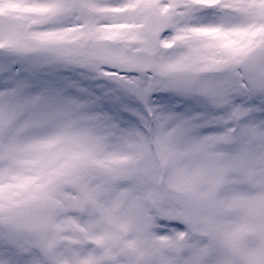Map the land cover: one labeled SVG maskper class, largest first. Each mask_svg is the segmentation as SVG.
I'll return each mask as SVG.
<instances>
[{
	"label": "rangeland",
	"instance_id": "rangeland-1",
	"mask_svg": "<svg viewBox=\"0 0 264 264\" xmlns=\"http://www.w3.org/2000/svg\"><path fill=\"white\" fill-rule=\"evenodd\" d=\"M0 264H264V0H0Z\"/></svg>",
	"mask_w": 264,
	"mask_h": 264
},
{
	"label": "water",
	"instance_id": "water-1",
	"mask_svg": "<svg viewBox=\"0 0 264 264\" xmlns=\"http://www.w3.org/2000/svg\"><path fill=\"white\" fill-rule=\"evenodd\" d=\"M167 247L172 249L173 248V244H169Z\"/></svg>",
	"mask_w": 264,
	"mask_h": 264
}]
</instances>
